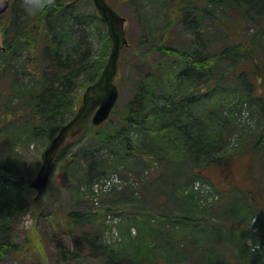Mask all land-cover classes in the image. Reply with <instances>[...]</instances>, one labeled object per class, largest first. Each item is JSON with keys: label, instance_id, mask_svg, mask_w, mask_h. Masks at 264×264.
Masks as SVG:
<instances>
[{"label": "trees", "instance_id": "trees-1", "mask_svg": "<svg viewBox=\"0 0 264 264\" xmlns=\"http://www.w3.org/2000/svg\"><path fill=\"white\" fill-rule=\"evenodd\" d=\"M166 2L164 28H173L176 21L189 28L193 36L191 46L185 49L178 44L161 43L139 48L143 59L147 53L155 51L168 57L136 84L132 103L117 121L108 119L97 126L88 124L69 139L63 149L60 148L68 151L64 164L75 163L79 171L83 160L92 162L94 159L95 162L93 156L88 159L92 151L91 141L87 142V138L91 137L108 148L101 165L107 164L115 170L121 163L142 162L148 159L147 155H152L161 163L174 161L190 167L192 183L195 179L206 180L205 169L233 155V152H227L226 140L233 132L238 104L255 106L259 130L264 124V58L260 51L264 48V18L247 40L240 39L245 18L257 20L256 15L261 10L255 4L259 3L255 0ZM110 4L116 5L111 1ZM87 5L92 6L90 11ZM231 5L238 8V18L228 19L219 13L220 9L226 11ZM240 6H244L242 10ZM205 15L220 29L218 37L224 39L223 48L212 55L203 45L204 32L200 23ZM0 26L3 32L0 47V170L7 174L0 176L1 260L10 253H22L27 243L39 246L35 236H30L33 242L15 240L14 223L21 207V191L29 189L25 183L30 180V176L22 175L20 170L22 163L17 143L28 145L29 141L38 140L47 146L61 124L75 112L81 91L100 75L109 39L106 26L91 0H12L9 9L0 14ZM91 35L100 43L96 54L93 53ZM42 61L48 63L42 65ZM221 61H228L229 65L220 69ZM138 62L135 64L140 65ZM229 76L232 77L227 81ZM148 78L154 80L151 82ZM5 126L16 127V132L4 130ZM247 128L244 127L242 132L246 133ZM133 129L138 132L136 137L131 134ZM258 134L250 149L253 153L264 152V133ZM74 146L78 147L76 152ZM60 151L55 161L63 159ZM37 163L39 165L40 158ZM99 163L92 164L81 179L82 183L75 186L78 194L89 193L90 186L95 184L94 175L100 178L109 172L103 166L98 167ZM211 192H216L212 186ZM190 193L184 196L194 198L203 209L197 211V217L187 215L184 206L179 207L170 216H164L157 227L156 224L149 226L141 238L135 235L127 239L131 236L130 230L119 241L110 242L99 232L90 234L83 227L99 217L91 210H67L56 223H62L66 230L80 235L103 258L104 264H158L159 251L165 255L160 256L163 264H173L172 259L184 264L190 254L193 261L204 257L207 260L212 250L206 249L200 237L214 233L222 238L221 241L231 240L238 230L234 232L224 224L210 226L203 212L205 208L210 209V205L195 190ZM243 197L241 202L238 198L227 208L224 206L223 211L239 218L240 209L247 210L249 220L253 218V210L264 214L252 196L244 194ZM251 240V245L264 244L261 240ZM263 250L258 248L256 253ZM256 259L257 256L248 262L263 264L260 258Z\"/></svg>", "mask_w": 264, "mask_h": 264}, {"label": "rangeland", "instance_id": "rangeland-1", "mask_svg": "<svg viewBox=\"0 0 264 264\" xmlns=\"http://www.w3.org/2000/svg\"><path fill=\"white\" fill-rule=\"evenodd\" d=\"M110 1L113 5H117L114 8H118V12L126 18L124 27L127 38V44L120 51L118 68L113 79L118 87L119 95L108 119L115 122L128 108L129 103H132L130 101L134 96L136 84L144 75L155 71L156 64L168 57L164 53L155 51L147 53L144 56L146 58L143 59L139 54V48L145 49L150 45L164 43L171 46L178 44L188 49L192 44L193 36L189 28L181 26L177 21L173 28H164L167 22L166 0H108ZM255 1L259 3L255 5H259L261 11L256 15L257 20L245 18L240 39L247 40L264 18V0ZM243 7L239 8L242 10ZM86 8L90 11L92 6L87 5ZM219 11L228 19L238 18L236 6L231 5L226 11L221 9ZM200 24L202 28L200 29L204 32L205 51L212 55L223 48L224 39L221 36L218 37L217 33L220 29L213 25V21L208 16L205 15ZM108 39L105 63L111 49L109 36ZM91 40L93 53L96 54L100 48L99 40L94 35H91ZM2 45L3 32L0 26V47ZM260 51L264 58V48ZM136 61H139L140 65L135 64ZM47 63L42 61V65ZM227 65H229L228 61H221L218 67L224 69ZM231 77H227L226 80L229 81ZM148 79L151 82L154 80ZM85 88L81 91V96ZM237 108L239 110L234 113L236 119L231 130L233 132L229 133L226 140L227 152H233V155L223 158L221 160V162L224 161L223 163H215L211 168L203 171L207 179L202 181L209 180L216 192H205V190L202 192L210 205V209L205 208L203 211L208 217L206 221L209 225L214 224L220 227L224 224L227 229L231 228L234 232L237 229L238 234H234L231 240L225 238L224 241H221L222 238L220 239L214 233L205 234L199 239L205 244L206 249L212 250L207 255V260L204 257V259L193 261L192 258L190 259V254L186 256L184 264H256L248 262L256 256V260L260 258L264 264V251L252 253L251 247L254 245L249 247L251 239L264 241V214L260 215L253 210V218L249 220L247 210L240 209L239 218L228 216L226 210L223 211L224 206L227 208L233 200L241 198L240 202L243 201L242 193H245L248 197L251 195L253 202H258L257 208L264 212V152L253 153L250 150L258 133H264V124H260L259 130L256 125L259 119L255 106L244 103L238 104ZM247 126L246 133L242 132ZM16 129L12 126L4 128L12 134L16 132ZM136 132L137 130L134 129L131 131L133 137L137 136ZM90 141L92 153L88 159L93 156L95 162L94 159L92 162L83 160L81 170L77 171V164H64L68 158V151L61 150L63 146L61 151L59 150L63 154V159L54 160L48 184L40 197L34 200L36 192L30 188L21 191V207L14 223L15 240L33 242L30 236H35L39 246L27 243L22 253H10L0 260V264H104L103 258L97 255L80 235L66 230L62 223H56L60 222L62 214L70 209L97 212L99 217L86 223L83 228L90 234L99 232L107 242L119 241L125 237L124 235H128L129 230L131 236L127 239L135 235L141 238L146 235L145 232L149 226L156 224L157 227V223L161 224L164 216H170L179 207L184 206L187 215L191 217H197V211L203 210L198 207L194 198L184 196L192 192L190 181L193 178V172L190 171V167L181 166L174 161L161 163L157 156L147 155L148 159L143 158L145 160L142 162L121 163L112 170L107 164L101 165V160L106 157L108 148L91 137L87 138V142ZM17 145V152L22 163L20 165L22 175L30 176L29 179H32L41 164V159L39 165L37 160L46 146L41 145L38 140L29 141L28 145L18 142ZM77 150L78 147L74 146L73 151ZM77 159L81 160L79 156ZM98 162H100L98 167L103 166L109 172L101 175L100 178L94 175V181L93 179L92 181L95 187L90 186L91 189L87 194H78L75 186L78 182L82 183L81 179L87 174L86 171L92 164L97 165ZM204 185L208 184L204 183ZM114 186L116 189H111V187L115 188ZM83 188L84 185L81 190ZM215 195L216 199H213L212 196ZM159 228L161 229L160 226ZM158 237L163 239L162 236ZM235 237L236 242L233 241ZM160 256L165 255L159 251L156 259L158 264H163V257ZM172 260L175 261L173 264L177 262L183 264L181 260Z\"/></svg>", "mask_w": 264, "mask_h": 264}, {"label": "water", "instance_id": "water-1", "mask_svg": "<svg viewBox=\"0 0 264 264\" xmlns=\"http://www.w3.org/2000/svg\"><path fill=\"white\" fill-rule=\"evenodd\" d=\"M92 2L106 25L111 40L110 53L97 80L85 88L75 113L59 127L55 136L41 152V165L35 177L27 183L28 187L36 190L35 198L47 185L53 168V159L61 145L68 138L79 133L89 121L93 125H98L106 120L118 98V88L113 79L117 72L120 51L127 42L124 30L126 18L106 0H92ZM8 4L9 0H0V13L7 9ZM4 174L0 170V175ZM18 181L22 182L21 179Z\"/></svg>", "mask_w": 264, "mask_h": 264}]
</instances>
